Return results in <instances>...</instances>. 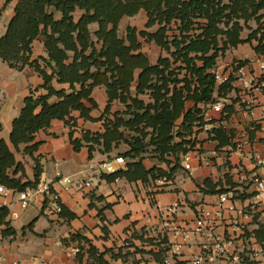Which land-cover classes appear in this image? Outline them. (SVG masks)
<instances>
[{
  "label": "crops",
  "instance_id": "1",
  "mask_svg": "<svg viewBox=\"0 0 264 264\" xmlns=\"http://www.w3.org/2000/svg\"><path fill=\"white\" fill-rule=\"evenodd\" d=\"M17 2L18 0H0V37L6 34L7 27L15 14ZM49 10L55 14L57 19L61 18V14L54 8H49ZM141 12L145 13L147 17L145 11L142 10L139 13ZM81 13V10H77L75 18L78 19ZM260 14H264V10H261ZM251 21H255L256 28L251 27ZM241 24H243L242 20ZM93 25L96 26L97 23L91 24V28ZM158 27L157 24L146 28L145 24L144 29L141 30L154 32ZM172 27L175 28L174 25ZM96 29L94 28L92 31ZM263 32L264 16L261 19L249 20L241 30L240 38L245 40L250 38L247 42L239 43L236 46L228 43L224 48L227 38L223 34L218 36L220 50L216 53L212 65H222L223 70L231 76L230 82L215 84L209 101L198 102L194 100L196 83L191 68H204L203 54L189 53L188 58L191 62L187 67L182 60L176 62L172 53L167 51L165 53V50L154 41L147 43L153 49L152 52L148 49L150 53H146L144 47L146 40H141L142 37H139L142 43L141 51L151 64L157 65L161 58L167 59L170 67L166 72L173 71L178 75L180 82H178L177 88L184 95L185 112L199 110L191 131L188 133L183 131V115L175 121L172 144L183 140L187 142L183 144L182 149L176 152L170 151L163 158L154 151V145L147 146L140 157H126L124 154L131 150L127 141H121L108 153H103L101 146L94 145L90 157L89 145L92 144L84 142L79 150H75L72 139L81 140L86 131L91 133L103 131L104 121L84 120L78 117V112H75L74 116L78 117L77 123L73 129H70L64 121L53 120L48 128L40 129L35 133L34 141L31 144H39L34 155L39 157L43 169L40 181H53L52 187L59 193L60 201L64 207L63 213L59 216L48 215L43 209L44 197L40 196L31 204L32 220L20 231L12 226L13 219L9 214L7 220L10 221V225L16 230V233L3 236L4 226H0V235L4 238V242L0 246V255L6 261L30 258L22 255H24V249H28L26 243L29 238H33L30 241L36 246L34 249L39 253L38 255H41L40 258L46 260L66 259L69 264H97L89 253L90 247H94L97 255H102L110 264H159L155 254L160 253L161 250L164 257L171 251L167 246H164L171 234L169 228H165L163 225L168 206L178 205L174 216L175 226L184 229L194 225L198 208L202 205L216 209L221 193L228 192L237 209L252 204L255 195V178H264V165H257L253 158L255 153L262 155L264 150V132L260 130L258 121L264 108H256L254 114L242 110L238 101V95L242 90V83L238 79V68L242 66L246 76L252 78L256 85H262L264 89V71L259 65L261 61L264 62ZM168 33L172 35L174 32L170 30ZM32 46L31 61H38L44 68L45 64L42 58L47 57L44 37L39 35ZM97 46L100 47L101 43H98ZM212 52L207 53L206 56L214 54ZM210 68L211 65L206 69V74H211ZM45 70L51 73L49 67H45ZM139 73L140 70H136L135 79L130 88V97L126 101L121 98L110 101V108L106 114L109 119L113 120L115 113H119L126 119L132 117L131 114L124 112L128 106L133 107V97H137L145 105L154 104L155 100L149 90H145L143 93L137 92ZM186 82L189 84L187 89L185 88ZM53 84L57 89L68 88V85L59 84L55 80ZM43 85L44 79L34 67L26 65L22 70H17L0 58V136L8 143H10L13 121L20 115L25 97L31 92L35 96L46 94L47 91ZM169 87L168 98L173 94L174 84L170 83ZM92 96L98 107L93 109L91 114L99 118L109 104L106 87H95ZM219 97L226 99L224 110L210 113V128L205 130L203 124L206 104ZM56 100L55 96L50 98L51 102ZM143 125L144 122L140 124V127ZM121 129L124 131L126 139L139 135L133 130ZM146 131L149 132L146 138L148 141L153 129L147 127ZM178 131H182L185 136H177ZM242 139H247L248 143L239 148L237 145ZM27 145L30 144L20 145V151L15 152L17 161L22 162L25 166L27 176L24 177L21 172L16 175L23 182L34 178V161L30 154L24 152ZM187 154L190 155V162L195 168L192 172L184 167V158ZM117 157L124 158L122 163L116 162L121 165L119 169H126L128 162H135L138 159H141L143 167L148 171L160 169L169 173L172 168L176 167V169L166 182L162 179L151 178L147 181L140 179L129 181L126 178L109 181L103 175L112 172H107L102 165ZM57 173L71 177L72 182L68 185L59 176L57 177ZM91 177L93 178L92 184L86 186V181ZM209 183L216 186V192L210 191ZM219 190L224 191L218 192ZM13 200L12 197L5 199L0 196V204ZM8 208L11 210L13 206ZM24 211L26 210L20 211V216ZM70 213L76 216L69 219ZM43 217L48 218L51 225L41 232L37 230V227ZM240 225L249 229L254 227L251 219L242 217L237 211H226L216 233L230 234L235 231L239 233ZM155 228L158 231L148 234V231ZM25 231H28L27 234ZM158 232H162L164 239L161 241L155 237ZM255 232L258 237L263 236L261 229H257ZM74 234H79L80 237L73 239L72 235ZM35 236H41L43 242L38 244ZM121 238H126L128 247L125 250ZM206 242L208 239L205 237H192L180 253L173 255L171 264H190L194 257L204 251L203 245ZM71 246L80 247L81 255H83L82 260L78 258L80 253L76 256H68L67 249Z\"/></svg>",
  "mask_w": 264,
  "mask_h": 264
},
{
  "label": "trees",
  "instance_id": "2",
  "mask_svg": "<svg viewBox=\"0 0 264 264\" xmlns=\"http://www.w3.org/2000/svg\"><path fill=\"white\" fill-rule=\"evenodd\" d=\"M49 8L58 11L61 18L57 19ZM77 10L82 11L78 19L75 18ZM142 10L147 14L146 28L158 24V29L154 32L137 31L128 26L126 37H120L118 29L122 19L134 17ZM261 10H264V0H18L6 34L0 37V58L17 70H22L26 65L34 67L43 77V88L47 93L35 96L31 92L26 96L20 115L13 121L10 143L0 136V185L24 191L40 182L43 169L39 157L34 155L39 144L31 143L37 131L48 128L56 119L64 121L70 129L76 126L78 117L88 121H104L103 131H86L81 140L72 139L75 150H79L84 142L91 143L90 157L94 145L101 146L102 152L108 153L121 141H127L131 146V150L124 154L130 158L140 157L150 145L155 146L154 151L161 158L170 151L182 149L187 141L172 144L175 121L183 115V131L188 133L199 110L185 112V98L177 88L180 82L178 75L173 71L166 72L170 67L167 59L161 58L157 65L151 64L141 51L139 37L156 42L163 50L172 53L176 62L182 60L187 67L191 62L189 53H202L204 68H191L197 81L194 100L209 101L215 81L212 75L205 72L212 66L220 50L218 36H226L224 48L228 43L236 46L249 41L250 38L241 39L240 32L249 20L264 16L260 14ZM93 23L98 25L95 31L91 29ZM170 30L174 32L172 35L168 33ZM39 35L44 37L47 52V57L42 58V61L51 73L41 67L38 61H31L32 45ZM262 36L264 38V32ZM98 43H101L100 47ZM211 51L214 54L206 56ZM138 69L137 92L149 90L155 100L154 104L145 105L137 97H131L133 107L128 106L124 113L132 117L126 119L115 113L114 119H109L106 114L110 101L115 98L126 101L130 97V88ZM54 80L68 85V88L57 89ZM170 83L174 84V88L172 96L168 98ZM97 86H105L109 97V104L99 118L91 114L98 107L92 96ZM188 86L186 82L185 88ZM52 96L57 98L55 102L50 101ZM75 112H78V117L74 116ZM143 122V127H140ZM147 127L153 129L148 141ZM121 128L133 130L139 135L126 139ZM177 136L185 135L178 131ZM22 144H30L24 152L31 155L35 164L34 178L25 182L16 177L19 172L27 176L24 164L17 161L15 155ZM175 169L172 168L169 173L160 169L148 171L143 167L141 159H138L128 162L126 169L103 176L109 181L119 178L129 181L169 179ZM208 185L211 192L217 191L216 186ZM9 214L7 206L0 207L3 236L16 233L7 220ZM75 216L70 213L69 219ZM79 237V234L72 235L73 239ZM79 253H82L81 249ZM89 253L95 263L110 264L102 255H97L94 247H90ZM82 257L80 255L79 259L82 260ZM155 258L159 264H164L161 250L155 254Z\"/></svg>",
  "mask_w": 264,
  "mask_h": 264
},
{
  "label": "built area",
  "instance_id": "3",
  "mask_svg": "<svg viewBox=\"0 0 264 264\" xmlns=\"http://www.w3.org/2000/svg\"><path fill=\"white\" fill-rule=\"evenodd\" d=\"M260 68L264 71V62L259 63ZM211 74L214 78L215 84H226L230 82V74L223 70L222 65L214 64L211 66ZM238 79L242 83V90L238 95V101L242 110L254 114V111L258 107L264 108V89L262 85L255 84L252 78H249L244 73L243 67L238 68ZM195 83L197 85L196 77ZM195 85V86H196ZM226 104L224 97H219L215 101H211L206 104L204 114L205 130L210 128L211 112H222ZM259 128L264 132V111L258 118ZM248 143L247 139H242L238 143V147H242L243 144ZM264 147V143H263ZM264 155V150L263 154ZM259 153H255L253 158L257 165H264V156ZM116 162L122 163L123 157H117ZM191 157L187 154L184 158V167L189 171H193L195 168L191 164ZM103 168L107 172H114L115 169L111 161L103 163ZM67 183L72 182L71 177L57 173V177ZM93 182V178H89L86 181V186H90ZM53 181H40L35 187L28 188L24 191H16L15 189L8 188L4 185H0V196L5 199L8 197L14 198L11 202H4L0 204L3 206H13L10 210V216L12 219L20 216V211L30 206L38 197L43 196V209L50 216H59L63 213L64 207L60 201V196L57 191L52 187ZM255 195L253 197V203L243 207L236 208L235 204L230 199V194L224 192L219 194V199L216 209H211L207 206H201L198 208L197 215L194 221V225L190 228H180L175 226L176 220L174 218L178 205L173 204L166 208L165 219L163 225L165 228H169L171 231L168 241L164 243V246L168 247L170 254H165L163 257L164 264H171L173 255L180 253L182 248L189 243L192 237H205L208 239L203 245V252L190 262V264H249V263H262L264 264V178H255L254 183ZM226 211H237L239 215L244 218H249L254 223V227L249 229L244 225H240L239 233L235 231L230 234L216 233L217 227L223 221V217ZM261 229L263 231L262 238L258 237L256 230ZM4 238L0 235V246L3 244ZM80 252L79 246H71L67 249L68 256H76ZM0 264H69L68 260H46L40 257H30L27 259H15L12 261H6L5 258L0 255Z\"/></svg>",
  "mask_w": 264,
  "mask_h": 264
},
{
  "label": "rangeland",
  "instance_id": "4",
  "mask_svg": "<svg viewBox=\"0 0 264 264\" xmlns=\"http://www.w3.org/2000/svg\"><path fill=\"white\" fill-rule=\"evenodd\" d=\"M147 17H146V15H145V13H143V12H141V13H139V14H137L136 16H134V17H128V18H125V19H123L122 21H121V24H120V26H119V29H118V33H119V36L120 37H126V34H127V27L128 26H131V27H134V28H136L137 29V31H139V29L141 30V29H144V27H145V24H146V21H147V19H146ZM250 25H251V27L253 26V27H257V24L255 23V21H251L250 22ZM96 27H97V25L96 26H92V30L95 28L96 29ZM248 31V30H247ZM144 40V38H141V40ZM147 43H149V41L148 40H146V43H145V45H144V47H145V52L146 53H150V51L148 52V49L149 50H151V52H152V47L149 45V44H147ZM165 53H166V51H165ZM111 163H112V165H113V167H114V169L115 170H118L120 167H121V165H119V164H117L116 163V160L115 159H111ZM160 179H162L163 181H168V179H166V178H160ZM30 209H32V206L30 205V206H28L25 210L26 211H24V213L22 214V216H19V217H17V218H14L13 220H12V226L16 229V230H18V231H20L21 229H22V227L23 226H25V225H27V224H29V222L32 220L31 219V216H32V211H30ZM51 225V222L48 220V218H46V217H43L42 219H41V221L39 222V225H38V227H37V230L38 231H43L44 229H47L49 226ZM153 231H158L157 230V228H155L154 230H151V231H148V234H149V232H153ZM27 232L28 231H25V233L27 234ZM24 233V234H25ZM31 233V232H30ZM30 235V234H29ZM32 235V234H31ZM34 236V235H33ZM32 236V237H33ZM36 237V236H35ZM156 238H157V240H159V241H161V240H163L164 238H163V235H162V232H158L157 234H156V236H155ZM126 238H121V240H122V242L124 243L123 244V249L125 250V249H127V247L128 246H126L127 244H126V240H125ZM30 240H33V238H29V241H28V243H26V246L28 247V249H24V255H22V256H24V257H40L41 255H38L39 253L34 249V248H36V246H34L33 244H32V242L30 241ZM36 241L38 242V244H41L42 242H43V238H41V236H39V237H36ZM65 243H63V245H64ZM66 245V244H65ZM31 247V248H30ZM81 254H79V256H80ZM79 256H78V258H79Z\"/></svg>",
  "mask_w": 264,
  "mask_h": 264
}]
</instances>
